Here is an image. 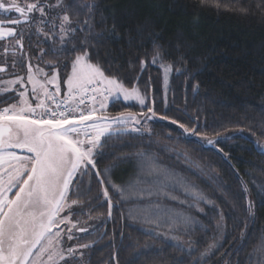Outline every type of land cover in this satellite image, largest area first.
I'll return each mask as SVG.
<instances>
[{
    "label": "snow or ice",
    "instance_id": "1",
    "mask_svg": "<svg viewBox=\"0 0 264 264\" xmlns=\"http://www.w3.org/2000/svg\"><path fill=\"white\" fill-rule=\"evenodd\" d=\"M200 2L203 5L209 3V0ZM99 7L96 0H25L24 3L20 0H0V40L11 38L8 44H11L14 55L17 47L24 50L26 34L31 46V29L34 27L38 37L42 36L45 41L52 42L48 45V52L41 48L35 59L43 60L48 54L73 56L70 72L64 76L54 66L49 76L42 68L37 66L34 69L29 63L25 76L6 81L8 87L3 89L5 92L14 91L15 96L5 97L0 103H8L9 100L15 102L0 108V264H41L45 254L47 260L43 264H82L76 259L78 248H88L89 245L57 247L60 240L56 238L61 237L62 233L53 232V229L71 223L73 215L81 214L73 211L72 207L78 204L81 197L91 193L93 181L99 193L89 208L100 201L101 194L104 203L100 206L107 208L109 218L114 208L121 209L131 204L126 215L120 213L121 218L154 226L141 231L153 239H161L186 257L196 256L197 249L192 244L200 242L188 241L189 247L185 248L179 243V237L190 236L194 230L205 234L208 232L191 214L192 211L203 213L201 203L215 207L212 199L206 197L202 190L187 181L185 176L158 163V158L149 150L136 151L123 157H117L112 152L113 149L123 151V148L110 143L113 140L126 137L128 140L142 141L146 133L150 137L148 122L157 118L170 121L182 129L177 137L184 143H198L194 138L201 137L206 141V144L200 145L202 150L207 146L216 149L218 141L209 139L195 120L191 121L195 126H190L170 118L167 112L158 114L154 107L155 101L147 104V95L142 94L138 87L125 86L115 76L106 75L98 60L96 63L91 62L93 55H99L94 50L98 42L104 39L105 32L111 37H117L114 20L111 29L105 27L104 32H96L94 19ZM240 11L246 13L248 9L241 8ZM100 16L106 24L107 18L103 13ZM21 24L25 28L6 27ZM57 44L60 47L57 48ZM8 50L6 46L5 53ZM138 62L143 72L146 61L141 59ZM151 62L159 63L163 69L166 104L168 76L172 65L163 62L159 45H154ZM47 63L52 64V61ZM12 64L13 67L18 64L23 67L24 60L14 59ZM63 67L67 70L69 64L65 63ZM3 72L5 69L0 67V73ZM40 75L44 76L43 81L38 79ZM27 84H31L30 92ZM15 85L21 86L23 90L20 87L13 88ZM48 85L54 91H49ZM190 87L193 92H197L199 84ZM62 88H66L65 99L57 100L56 97L62 94ZM16 96L20 99L16 100ZM121 96L125 102L136 101L141 110L121 112L117 116L108 115L105 110L109 99H119ZM29 97L36 101L35 104L30 102ZM89 97L92 106L80 107ZM46 101H51V105ZM73 101L76 102L75 106L72 105ZM254 146L264 156V147L255 142ZM124 147L134 146L125 144ZM15 149L26 154L19 155ZM106 159L132 163L133 172L129 179L117 182L113 178L112 173L118 165L100 168ZM85 177L88 178L87 188L84 186ZM240 183L242 191L247 193V185L242 179ZM177 191L182 192L183 197L177 195ZM169 200L181 206L187 205V210H176L174 206L165 203ZM65 209L69 211L61 215ZM243 211L254 224L253 202L247 201ZM219 219L215 231L226 236L222 212L219 213ZM75 226L73 223L66 229L68 240L75 238L72 234ZM165 227L168 229L166 233L159 231ZM236 227L234 225L233 230ZM247 229L248 224L245 223L237 243L231 246L226 255H233L236 258L235 264H264V230L246 259H239L252 242V233ZM77 230L87 231L86 228ZM211 239L213 243L208 244L192 264H207L214 250L223 247L216 236ZM42 241L47 243L42 244ZM145 254L138 253L137 259ZM175 264H186V261L180 258Z\"/></svg>",
    "mask_w": 264,
    "mask_h": 264
},
{
    "label": "trees",
    "instance_id": "2",
    "mask_svg": "<svg viewBox=\"0 0 264 264\" xmlns=\"http://www.w3.org/2000/svg\"><path fill=\"white\" fill-rule=\"evenodd\" d=\"M96 2L100 5L94 19L96 32H104L105 27L111 29L114 20L117 37L105 32L104 39L94 50L99 55H93L91 62L98 60L106 75L115 76L125 86L138 87L147 95L148 104L155 101L158 114L167 112L170 118L190 126H195L191 124L195 120L209 139L218 141L216 149L207 146L202 150L200 145L206 141L201 137L194 138L198 143H184L177 137L182 132L177 125L156 121L150 125V137L146 134L142 141L126 137L113 140L110 143L123 151L113 149L112 152L123 157L149 150L158 158V163L185 176L202 190L215 207L201 203L203 213L191 212L208 232L194 230L190 236L179 237V243L185 248L189 247L188 241L200 242L192 244L197 252L189 258L161 239H153L141 231L154 226L121 218L120 213L126 215L131 204L114 208L109 218L107 208L100 206L104 203L101 194L100 201L89 208L99 193L93 181L91 193L81 197L77 204L76 212L81 214L75 215L90 224V229L79 236L81 244L89 245L83 255V264H175L180 258L192 264L208 244L213 243V236L223 247L208 257L207 264H235L236 258L226 253L237 243L247 223L252 242L239 256L243 261L264 230V156L254 146L255 142L264 147V0H209L203 5L200 0ZM241 8L248 11L241 12ZM100 13L107 18L106 24L101 21ZM51 43L35 33L31 35V46L25 37L26 48L21 53L31 56L33 63L48 73H53L54 66L64 76L70 72L73 56L48 54L43 60L35 59L39 54H34V46L48 52ZM154 45L160 46L163 62L172 65L167 106L158 89L162 68L159 63L151 62ZM21 53L17 55L19 61ZM141 59L146 61L143 72L138 62ZM65 63L69 64L67 70L63 67ZM194 84H199L197 92L190 87ZM12 96L15 95H3L0 100ZM13 102L0 103V108ZM140 110V106L117 102L109 108L108 115ZM125 144L134 147H124ZM185 157L190 162H186ZM106 165H118L112 173L117 182L128 180L133 172L132 163L106 159L100 168ZM238 177L247 185V193L242 191ZM84 186L88 187L87 177ZM176 194L183 197L180 191ZM249 200L254 204V224L243 211ZM165 203L176 210H187V205L181 206L175 201ZM221 212L226 236L215 231ZM234 225L237 226L235 230ZM159 231L166 233L168 229ZM140 252L146 254L137 259Z\"/></svg>",
    "mask_w": 264,
    "mask_h": 264
},
{
    "label": "rangeland",
    "instance_id": "3",
    "mask_svg": "<svg viewBox=\"0 0 264 264\" xmlns=\"http://www.w3.org/2000/svg\"><path fill=\"white\" fill-rule=\"evenodd\" d=\"M20 2L24 3L25 0H22ZM13 15H18V14L13 13ZM35 15L38 16V14H35ZM6 27L25 28V25H23V24H21L20 26L6 25ZM45 30H47V29H45ZM31 33L35 34V28L34 27L31 29ZM26 36H27V34H26ZM9 40H11V38H6L5 40H0V67H3L5 69V72L0 73V96L8 95V94L15 95L14 91H11V90L7 91V92L3 91L4 88L8 87V85L6 84V81L15 79L17 76H25L29 63H31V65L33 66L34 69L37 66L40 67L38 64H34L33 63L31 56H29V55H26L27 57L24 56L23 53H21L22 51L19 50L18 47H17V50H16L15 55H14L11 44H8ZM6 46L9 49L7 51V53H5V47ZM25 48H26V44L24 45V50H25ZM34 50H35L34 54H40V48L39 47L34 46ZM20 53L22 55L21 58L24 60V64H23L24 68H21L19 66V64L16 67H13L12 62H13L14 59L19 61L18 58H17V55L20 54ZM40 68H42L45 73H48L45 68H43V67H40ZM48 74L50 76L52 73H48ZM60 75L62 76L61 72H60ZM171 76H172V71L169 73V76H168L167 93H166L167 103L165 104V86L163 84V69H162V75H161V81H160L161 83H160V85H158V89H159V91H160V93L162 95V100H163L165 106L168 105V87H169V84H170ZM38 79L43 81L44 80V76L40 75L38 77ZM12 87L13 88L20 87L21 90H23V88L21 86H19V85H15V86H12ZM27 88H28V90L30 92L31 91V84H27ZM48 89H49V91H54V88L51 85H48ZM65 94H66V88H62V94L60 96L56 97V99L57 100L65 99ZM19 99L20 98L18 96H16V100H19ZM29 100L33 104H35V102H36L31 97H29ZM89 100H88L87 104L80 105V107H88V108H90L92 106V104L89 102ZM117 102H122V103H125V104H133V105H136V106H140L136 101H127V102H125L123 100L122 96L119 99H116L115 97H112L107 102L108 107L105 110L107 114L109 112V108L114 103H117ZM46 103L51 105V101H46ZM75 103L76 102L73 101L72 105L75 106ZM146 103L148 104V99H147ZM96 106L98 107V101H97V105ZM156 121H161V120H159L157 118L154 121H149L148 122V126L150 127L151 123L156 122ZM162 122H165V121H162ZM14 151H16L17 154L22 153L19 149H15ZM24 154H26V153H22V154H19V155H24ZM76 208H77V205H73L72 210L76 212ZM68 211H69L68 209H65V211L63 213H61V215L67 214ZM76 217L77 216L73 215L71 217V223H69L67 225L62 224V225H60L59 229H53V232L60 231L62 233L61 237L56 238V239L60 240V244L57 245V247H61L62 248L64 245L77 246V245L81 244V242L79 240V236H82L85 232L78 231L77 229L86 228L88 230V229H90V224H86L85 222H82L81 220H79ZM77 221H78V223H77ZM73 223L76 225L74 228H72V234L74 235L75 238L72 239V240H68L67 239V234H66V229L68 227H71ZM41 243L42 244H46L47 241H42ZM54 243H55V241H54ZM38 248H39V246H38ZM85 249H87V248H78L77 255H76V259L81 261L82 264H83V255L85 253ZM80 253H83V255H80ZM46 260H47V256L45 254V256L41 258V264H43V261H46ZM59 264H63V262H59Z\"/></svg>",
    "mask_w": 264,
    "mask_h": 264
},
{
    "label": "built area",
    "instance_id": "4",
    "mask_svg": "<svg viewBox=\"0 0 264 264\" xmlns=\"http://www.w3.org/2000/svg\"><path fill=\"white\" fill-rule=\"evenodd\" d=\"M90 99V97L89 98H87L86 100H85V104H87L88 103V100Z\"/></svg>",
    "mask_w": 264,
    "mask_h": 264
},
{
    "label": "water",
    "instance_id": "5",
    "mask_svg": "<svg viewBox=\"0 0 264 264\" xmlns=\"http://www.w3.org/2000/svg\"><path fill=\"white\" fill-rule=\"evenodd\" d=\"M19 154H22V153H19Z\"/></svg>",
    "mask_w": 264,
    "mask_h": 264
}]
</instances>
